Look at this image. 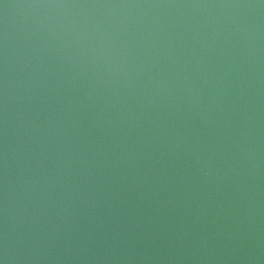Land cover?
<instances>
[{
	"label": "water",
	"instance_id": "obj_1",
	"mask_svg": "<svg viewBox=\"0 0 264 264\" xmlns=\"http://www.w3.org/2000/svg\"><path fill=\"white\" fill-rule=\"evenodd\" d=\"M0 264H264V0H0Z\"/></svg>",
	"mask_w": 264,
	"mask_h": 264
}]
</instances>
